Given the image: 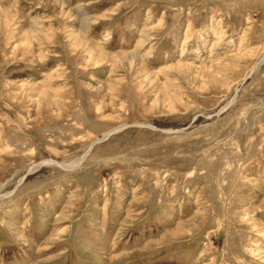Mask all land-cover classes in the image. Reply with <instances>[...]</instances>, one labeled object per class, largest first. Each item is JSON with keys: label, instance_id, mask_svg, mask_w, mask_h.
Here are the masks:
<instances>
[{"label": "rangeland", "instance_id": "obj_1", "mask_svg": "<svg viewBox=\"0 0 264 264\" xmlns=\"http://www.w3.org/2000/svg\"><path fill=\"white\" fill-rule=\"evenodd\" d=\"M0 264H264V0H0Z\"/></svg>", "mask_w": 264, "mask_h": 264}]
</instances>
